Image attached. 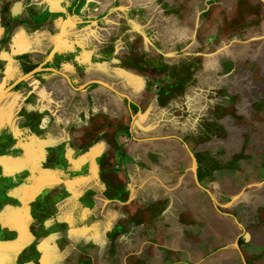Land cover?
Here are the masks:
<instances>
[{
	"label": "rangeland",
	"instance_id": "1",
	"mask_svg": "<svg viewBox=\"0 0 264 264\" xmlns=\"http://www.w3.org/2000/svg\"><path fill=\"white\" fill-rule=\"evenodd\" d=\"M25 3V13L3 17L4 28L33 33L45 25L56 43L60 37L47 66L87 58L94 66L71 67L84 79L95 64L110 63L138 89L125 90L137 105L118 129L127 138L117 151L120 168L108 155L97 166L86 162L99 147L91 145L72 147L71 160L63 145L61 163L47 162L61 179L55 189L51 180L44 204L31 197L24 264H243L241 255L264 264V0ZM74 35L85 42L71 52L64 46ZM15 54L26 70L41 66ZM147 154L148 173L138 171L133 161ZM89 180L94 189L86 194Z\"/></svg>",
	"mask_w": 264,
	"mask_h": 264
},
{
	"label": "crops",
	"instance_id": "2",
	"mask_svg": "<svg viewBox=\"0 0 264 264\" xmlns=\"http://www.w3.org/2000/svg\"><path fill=\"white\" fill-rule=\"evenodd\" d=\"M17 1L0 0V64L3 65L4 70L0 76V92L25 75V72L28 73L36 68V66L29 67V70H26L27 66L23 67L14 59L17 55L15 53L28 55L33 62L41 65L47 53L56 46L57 37L49 32L45 25H43V28H39V31L33 33H29L25 28L12 30L11 32L5 30L4 16L8 18L10 17L9 14L18 15L26 12L28 5L25 0H21L16 5ZM4 3H7L6 7L8 9L6 15L3 14ZM34 24L36 23H29L30 26H34ZM84 42L81 37L74 35L70 45H66L64 48H70L72 52L76 46L82 45ZM90 60L92 59L90 58ZM109 64L103 63L102 65L106 66L102 68L98 67L100 64H95L96 68L91 70L92 72L88 69L85 74L86 77L81 79L77 71L71 69V67L73 65L94 66L89 59L74 57L63 62L62 57H58L54 59L50 68L67 75L74 88L84 87L83 89L76 91L62 76L45 71L30 76L24 81L20 89L9 91L0 101V209L19 211L21 208L23 214L18 221L10 222V226L2 224L3 228L7 226L10 227L9 230L16 229L19 233L15 238L16 240H14V234L4 233L5 230L0 232V240L4 239L0 244H6L10 249L9 253L6 252V255L0 256L1 261L2 258L7 261L6 264H23V259L29 255V251L24 250L25 246H18V244L23 239L28 241L26 230L30 226L29 212L31 206H27V200L24 201L22 197V207H18L19 205H17L15 199L19 200V194L30 193L31 190L44 194L47 188L52 185V179L54 186L49 188H56V184H58V182L56 183V177L60 181L61 171L56 176L55 169L59 167L57 165L47 167V162L52 159L54 162L61 163L63 160L61 146L67 145L70 147L68 160H71L76 153L72 147L76 148L81 145L99 146L98 149L95 147L96 149L89 150L90 153H87L86 162L97 166V162L108 160L106 158L108 155L111 157L110 161L115 162L117 166L119 165L118 147L122 146L127 138L123 136V131L119 133L118 129L125 126L128 118L130 122L133 120V113L135 112L131 111L130 105H137L133 102V98L137 96L132 94L135 93L138 87L134 84L137 81L136 79L126 77L125 73L122 74L119 70L110 68ZM117 64L118 62L111 63L115 66ZM44 67L49 66L45 65ZM91 81L106 83L117 93L102 86L86 85ZM128 81L132 82L134 86L129 85ZM127 89L132 91L130 98L125 92ZM110 125L112 126L110 127ZM79 131H81L80 136L82 137H79ZM83 133H85V137H83ZM88 133H90L89 137ZM96 137L98 141L93 142ZM145 156L146 159L133 162L137 165L140 162V170L138 171L148 173L146 165L143 163L150 166L152 157L148 154ZM118 167L120 168V166ZM135 167L133 165V168ZM99 172L96 169L95 174L93 170L90 177H99ZM101 172L106 177V171ZM139 173L141 174V172ZM171 173L173 175V170H171ZM88 176L89 173L86 177ZM114 176L116 177V173H113ZM117 177L119 178V174ZM106 186L108 185L103 182V190L107 188L109 192L115 190L113 185ZM93 187L94 182L89 180L85 193L88 194L89 190L93 193ZM93 207L94 205H92V209ZM236 245L237 241L235 247ZM12 249H17V251L13 253ZM8 259L10 260L8 261ZM243 260H241L242 263Z\"/></svg>",
	"mask_w": 264,
	"mask_h": 264
},
{
	"label": "flooded vegetation",
	"instance_id": "3",
	"mask_svg": "<svg viewBox=\"0 0 264 264\" xmlns=\"http://www.w3.org/2000/svg\"><path fill=\"white\" fill-rule=\"evenodd\" d=\"M38 192L35 190V191H33V190H31V192L30 193H24V194H19V200L18 199H15V201H16V203H17V205H19L18 207H22V201H21V198L23 197L24 198V201H26L27 200V206H31V204H32V201H31V197H35V196H37L36 197V199H38V202L37 203H39V201L40 200H43V198L45 197V193L44 194H42L41 192L40 193H38ZM33 199V198H32ZM42 203L44 204V200L42 201ZM31 208V210H33V207H30ZM29 214H30V216L29 217H31V211L29 212ZM38 214H40V213H38ZM22 216H23V214H22V212H21V208L19 209V211L17 210H15V211H12V210H10V209H0V232L1 231H4L5 230V233L7 232L8 234H15L14 235V240H16L15 238L19 235V233H18V231L15 229V230H9V228L10 227H7V226H10V222H16V221H18L19 220V218L21 219L22 218ZM25 216V215H24ZM2 224H6L7 226L5 227L4 226V228H3V226H2ZM14 228H16V227H14ZM26 233H27V235H28V240H29V237H31L32 236V233H31V231L27 228V230H26ZM24 240V241H23ZM21 242H19V244H18V246H20V245H23V246H25V249L24 250H26V248L28 247L27 246V240L25 241V239H23ZM4 241V239H2V240H0V243L1 242H3ZM2 244V243H1ZM0 244V256H3V255H6L5 253L7 252V253H9V248L6 246V244H4V245H1ZM24 248V247H23ZM8 249V250H7ZM11 251H13V253L14 252H16L17 251V249L15 250V249H12ZM10 251V252H11ZM30 252V251H29ZM5 259L4 258H2V261H1V258H0V263L2 264V263H7V261H4ZM7 260V259H6ZM10 259H8V261H9ZM18 261H19V259H18ZM15 264H21V263H15ZM24 264V263H23Z\"/></svg>",
	"mask_w": 264,
	"mask_h": 264
},
{
	"label": "water",
	"instance_id": "4",
	"mask_svg": "<svg viewBox=\"0 0 264 264\" xmlns=\"http://www.w3.org/2000/svg\"><path fill=\"white\" fill-rule=\"evenodd\" d=\"M59 45H60V37H59V40L57 41L56 43V46L54 47L52 53L49 55V57L47 58L46 62L44 65H46V63L48 62V60L51 59V57L55 54V52L59 49ZM52 72V73H56L60 76H62L66 81L67 83L76 91H79L81 89H83L84 87H80V88H74L71 84V81L69 79V77L63 73H60L58 71H56L55 69L53 68H50V67H44L43 65L41 66H38L36 68H34L33 70H31L30 72L26 73L25 75H23L22 77L18 78L17 80H15L13 83H11L8 87H6L5 89H3L1 92H0V101L3 99V97L9 92L11 91L12 89H14L17 85L21 84L22 82H24L26 79H28L30 76L32 75H35L37 73H41V72ZM98 85V86H102V87H105L106 89H109L110 91L112 92H115L117 93L114 89H112L109 85H107L106 83H103V82H100V81H91L90 83H87L86 85ZM121 95V94H120ZM122 97H125L126 99H128L126 96L124 95H121ZM187 149V147H186ZM188 151V154L191 158V161H192V173H193V177H194V181L196 183V185L198 187H201L198 183V180H197V172H196V160H195V157L194 155L189 151V149H187ZM208 193V192H207ZM237 223V221H236ZM238 227L241 228V230L243 229V227L237 223ZM236 248L238 249V245H236ZM242 257V256H241ZM243 260V258H242ZM243 263L245 264L244 260H243Z\"/></svg>",
	"mask_w": 264,
	"mask_h": 264
}]
</instances>
